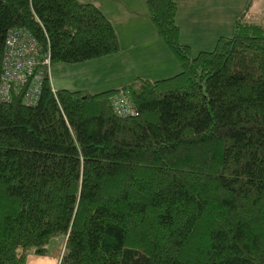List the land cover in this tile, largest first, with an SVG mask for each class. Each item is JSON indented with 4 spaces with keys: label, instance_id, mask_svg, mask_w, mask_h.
<instances>
[{
    "label": "trees",
    "instance_id": "obj_1",
    "mask_svg": "<svg viewBox=\"0 0 264 264\" xmlns=\"http://www.w3.org/2000/svg\"><path fill=\"white\" fill-rule=\"evenodd\" d=\"M146 7L177 73L90 92L54 89L41 66L36 103L0 96V264L55 236L60 264H264V22L242 14L194 53L175 0ZM18 30L49 65L119 50L92 2L0 0V84Z\"/></svg>",
    "mask_w": 264,
    "mask_h": 264
},
{
    "label": "rangeland",
    "instance_id": "obj_2",
    "mask_svg": "<svg viewBox=\"0 0 264 264\" xmlns=\"http://www.w3.org/2000/svg\"><path fill=\"white\" fill-rule=\"evenodd\" d=\"M242 14L249 19L253 17L254 20L264 22V0H253L251 4L248 2L238 17ZM160 47L157 42L138 48H125L115 55L90 58L81 62H53L49 65L47 73L54 89L68 88L90 92L118 88L136 76L157 79L177 73L180 70L179 63L165 43V49ZM63 250L64 238L52 237L44 245L42 253H38L35 248L26 250L22 264H60Z\"/></svg>",
    "mask_w": 264,
    "mask_h": 264
},
{
    "label": "crops",
    "instance_id": "obj_3",
    "mask_svg": "<svg viewBox=\"0 0 264 264\" xmlns=\"http://www.w3.org/2000/svg\"><path fill=\"white\" fill-rule=\"evenodd\" d=\"M79 1L94 3L108 17L116 31L118 52L125 48H138L157 42L161 45L160 48L165 49L164 42L156 33L150 19L146 0ZM175 1L180 42L187 44L194 53L210 50L219 37L232 35L239 12L249 2V0Z\"/></svg>",
    "mask_w": 264,
    "mask_h": 264
},
{
    "label": "built area",
    "instance_id": "obj_4",
    "mask_svg": "<svg viewBox=\"0 0 264 264\" xmlns=\"http://www.w3.org/2000/svg\"><path fill=\"white\" fill-rule=\"evenodd\" d=\"M6 47L0 84L1 98L9 99L12 89H21L24 90L23 96L27 102L36 103L43 75L48 72V56L40 55L38 45L24 31L18 30L9 35ZM41 66L46 67V72ZM112 105L117 114H127L132 109L123 92L115 94Z\"/></svg>",
    "mask_w": 264,
    "mask_h": 264
}]
</instances>
